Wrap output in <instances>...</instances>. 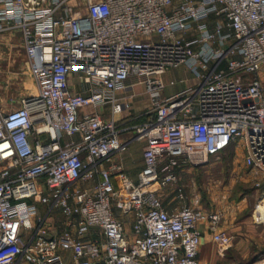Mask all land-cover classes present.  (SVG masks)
I'll list each match as a JSON object with an SVG mask.
<instances>
[{"label":"built area","instance_id":"built-area-1","mask_svg":"<svg viewBox=\"0 0 264 264\" xmlns=\"http://www.w3.org/2000/svg\"><path fill=\"white\" fill-rule=\"evenodd\" d=\"M66 3L0 0V32L21 31L34 82L16 108L0 107V264H69L62 252L70 264H206L200 223L219 254L233 243L222 211L198 198L169 211L161 191L184 199L176 169L238 144L264 206V0H89L85 15ZM181 66L197 84L162 97V76ZM73 74L86 95L72 92ZM129 78L151 110L123 142L117 92ZM104 106L109 119L85 111ZM132 141L145 144L136 182L103 167ZM54 208L68 219L57 235L46 226ZM115 211L132 214L131 234ZM91 228L103 239H86Z\"/></svg>","mask_w":264,"mask_h":264},{"label":"rangeland","instance_id":"rangeland-1","mask_svg":"<svg viewBox=\"0 0 264 264\" xmlns=\"http://www.w3.org/2000/svg\"><path fill=\"white\" fill-rule=\"evenodd\" d=\"M66 6L74 14H86L82 0H72L69 3L67 2ZM3 67L0 68V107L13 109L18 106L20 98L34 92V83L28 71L27 60H25L22 68L11 65L6 66V64ZM184 70L185 68L181 66L172 69L167 74L165 77L166 82L174 80L176 84L173 86L167 85L162 93L164 96L180 91L184 86L181 82L182 79H191L190 73L188 74ZM258 77L262 82L264 95V68L258 74ZM76 82L82 84L78 80ZM82 86L88 89V85L83 84ZM136 88L135 101H139L143 97L139 93L140 88ZM136 174L131 178L134 182L137 180ZM177 176L184 191V199L177 197L174 187L169 186L173 191L170 199L174 208L181 209L184 206H192V199L194 201L195 198L199 199L201 197L203 203L212 201L209 209L223 206L225 210L231 209L237 214L234 224L240 227L238 230L239 237L247 243L249 255L246 258L239 256L234 261L232 260L233 262L227 260V264H231V262L234 264H264V224L254 222L259 210L257 203L260 190L258 191L254 187L253 177L258 178L259 174L247 168L243 163V159L241 161L240 158L235 159L233 155H221L218 160H210L206 165L186 168L184 172L177 173ZM80 186L84 187L85 184L80 183ZM161 199H164L163 194ZM38 207L44 208L46 206L38 205ZM220 210L223 211L221 208ZM50 222L65 228L68 219L59 208H54L50 216ZM22 236L28 239L30 232L23 231Z\"/></svg>","mask_w":264,"mask_h":264},{"label":"crops","instance_id":"crops-1","mask_svg":"<svg viewBox=\"0 0 264 264\" xmlns=\"http://www.w3.org/2000/svg\"><path fill=\"white\" fill-rule=\"evenodd\" d=\"M70 1L72 0H67L68 3ZM88 1L89 0H82L83 5H85V10H86V5ZM74 15H81V14H74ZM25 60H27V58H26V54L23 48V39H22L21 31L11 30V31L0 32V68H2L4 64H6V66L11 65L16 68H19V67L22 68ZM170 71L166 72L162 76V81L166 84V86L168 85L169 82L168 83L166 82L165 77ZM184 71H186L189 74V72L186 69ZM76 80L77 78L75 77L74 74L70 76L69 78V83H70L72 92L86 95L88 93L87 89L83 88L82 86L83 84L81 85L78 84ZM182 80H184L183 82L184 86L180 91L188 87H194L197 84V80L193 78L192 75H191V79H182ZM125 85H126V88L123 91L117 92V96L122 99L125 106L121 114L116 117V120L118 121V125L120 126L122 130V132L120 133V140L123 142L130 141L134 135V130L132 128L139 123L134 124L133 121L142 115H146L151 110L150 99L147 96V94L144 92V87L142 85L137 84L135 82V79L133 78H129L126 81ZM136 87L140 88L139 93L143 97L139 101H135L136 99L135 91L137 89ZM178 92H175V93H178ZM170 95L164 96L162 94V97H168ZM85 111L89 113L98 112L105 119H109L111 117L109 106H104L103 108L99 110L89 107V108H86ZM144 145L145 144L143 141L130 142L127 150L124 153L112 155L108 161H104L103 167L107 169H112L113 166H121L122 169L125 171V173L130 178H133L134 174L136 173L138 174V172L142 168V151L144 149ZM131 147H133L132 150H130ZM221 155H224V156L233 155L235 159L240 158L241 161L243 159V151L240 145L238 144H231L230 146H228V148H226L222 152ZM186 168H193V167L184 166V167L178 168L180 169L178 173L184 172ZM137 174H136V179H137ZM172 192L173 191L171 190L170 187L165 188L163 191H161V195L163 194V198H164L162 200L163 205L169 211L176 209L174 208L173 204H171L172 200L170 198L172 197ZM199 199L200 200L198 204L196 205V207L200 209H203V210H220V208L223 209L222 211L223 217L219 225V228L233 237L232 246L224 253L219 254L216 250L215 245L212 242V234L207 224L200 223L198 225V228L201 232V241H200L199 254H198L199 260L206 264H227V260L234 261V259H236L239 256L246 258L249 255V249H248L247 243L239 237L240 233L238 230L240 227L237 226V224H234L237 214L231 209L225 210L223 206H220V207L216 206L215 209L211 207L209 209L210 205H212V201L208 203H203V201L201 200V197H199ZM191 202L193 203V199ZM192 206H194V203L192 204ZM39 210L42 213H45L46 207L44 208L39 207ZM115 214L119 219H121V221L124 222L126 231L129 234H131V229H132L131 222L133 221L132 214H129L127 216H121L117 211H115ZM46 226L49 228V230L52 233H55V234H60L65 229V228H62L61 225H57V224L55 225V223L50 222V217H48ZM85 238L89 240H92V239L102 240L103 239L102 234L100 233V230L98 228L89 229L87 231ZM62 255L67 260V262L70 264L71 263L70 254L68 252H62ZM232 262L231 264H234Z\"/></svg>","mask_w":264,"mask_h":264},{"label":"bare ground","instance_id":"bare-ground-1","mask_svg":"<svg viewBox=\"0 0 264 264\" xmlns=\"http://www.w3.org/2000/svg\"><path fill=\"white\" fill-rule=\"evenodd\" d=\"M258 207H259V210L257 212V215L255 216V220L257 222H264V206L263 205H260L258 203Z\"/></svg>","mask_w":264,"mask_h":264},{"label":"trees","instance_id":"trees-1","mask_svg":"<svg viewBox=\"0 0 264 264\" xmlns=\"http://www.w3.org/2000/svg\"><path fill=\"white\" fill-rule=\"evenodd\" d=\"M145 117H146V115H142V116H140L139 118L135 119V120L133 121V123H134V124H136V123H142L143 121H145ZM179 170H180V169H176V173H178Z\"/></svg>","mask_w":264,"mask_h":264}]
</instances>
